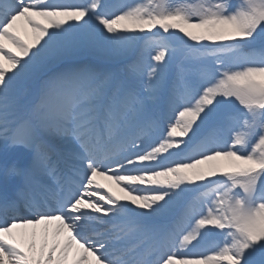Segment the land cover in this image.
Returning <instances> with one entry per match:
<instances>
[{
	"label": "snow or ice",
	"instance_id": "6c2138e0",
	"mask_svg": "<svg viewBox=\"0 0 264 264\" xmlns=\"http://www.w3.org/2000/svg\"><path fill=\"white\" fill-rule=\"evenodd\" d=\"M0 264H264V0H0Z\"/></svg>",
	"mask_w": 264,
	"mask_h": 264
},
{
	"label": "rangeland",
	"instance_id": "374dc122",
	"mask_svg": "<svg viewBox=\"0 0 264 264\" xmlns=\"http://www.w3.org/2000/svg\"><path fill=\"white\" fill-rule=\"evenodd\" d=\"M126 2L128 3L146 2V0H126ZM232 2L237 3L238 0H232ZM174 3L198 7L199 5L204 4L205 0H174Z\"/></svg>",
	"mask_w": 264,
	"mask_h": 264
},
{
	"label": "bare ground",
	"instance_id": "6f19581e",
	"mask_svg": "<svg viewBox=\"0 0 264 264\" xmlns=\"http://www.w3.org/2000/svg\"><path fill=\"white\" fill-rule=\"evenodd\" d=\"M101 182H102V183H106V184H108L109 186H111L112 189H113V191L119 192V189H118L114 184H112L110 181H105V180L101 179Z\"/></svg>",
	"mask_w": 264,
	"mask_h": 264
}]
</instances>
